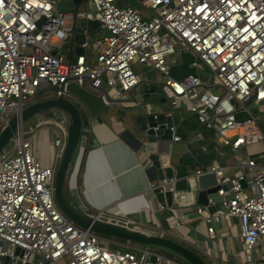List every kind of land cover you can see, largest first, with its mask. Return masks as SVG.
<instances>
[{"label":"built area","instance_id":"1","mask_svg":"<svg viewBox=\"0 0 264 264\" xmlns=\"http://www.w3.org/2000/svg\"><path fill=\"white\" fill-rule=\"evenodd\" d=\"M57 1L0 0V129L39 94H66L69 79L82 87L86 77L91 90L102 87L110 97L124 99L139 82L132 66L152 68L163 76L171 107L194 115L246 168L233 178L215 167L191 173L213 172L218 196L228 197L213 212L207 210L213 199L196 207L207 235L214 237V224L235 218L247 261L256 246L264 249V155L257 160L239 153L264 140L257 116L249 113L251 105L264 111V0H142L147 17L119 6L122 0H83L84 9L64 14ZM77 20L96 21L107 33L81 45L94 55L93 63L84 55L67 61L61 51L72 42ZM176 53L193 57L194 73L179 80L168 67ZM210 80L220 94L208 91ZM54 124L58 132L49 164L33 154V129L16 131L0 153V264H183L135 243L120 245L125 251L107 248L98 235L59 212L53 185L66 130ZM175 182L155 181L150 189L169 191L172 205L191 204L192 192L176 191Z\"/></svg>","mask_w":264,"mask_h":264},{"label":"crops","instance_id":"2","mask_svg":"<svg viewBox=\"0 0 264 264\" xmlns=\"http://www.w3.org/2000/svg\"><path fill=\"white\" fill-rule=\"evenodd\" d=\"M99 30L102 29L95 31ZM75 47L72 42L61 46L67 61H75ZM84 57L87 63L94 62V55L84 52ZM192 60L189 53H176L168 59L169 75L179 80L193 74ZM144 68L136 71L139 82L125 95V102L110 106L95 118L82 113V132L71 168L73 176L67 183L73 205L81 212L90 209L105 215L111 223L116 221L115 224L125 226L129 221L128 228L171 239L194 251L209 264H264V249L259 246L252 250L248 261L240 252L239 227L235 218L214 224V237L210 238L202 217L195 212L198 205L193 194V202L188 205L169 208L156 201L155 191L150 189L155 174L146 173L150 163L131 136L135 128L133 114L139 108L171 117L174 137L178 141L172 145L161 143L162 148L170 152L165 154V160L168 161L170 156L174 165H184L192 172L215 167L225 178H233L246 168L240 165L239 155L218 144L214 132L200 125L194 115L184 107L173 109L162 91L163 76L152 68ZM208 83V91L221 93L212 80ZM253 109L256 112L253 113ZM249 113L257 116V124L264 135V111L251 105ZM56 122L59 121H38L29 129H33L34 134L41 129L57 133ZM47 145L42 139L33 150L44 165L51 162L50 146L47 148ZM45 149L49 153H45ZM239 153L260 160L264 155V140L241 147Z\"/></svg>","mask_w":264,"mask_h":264},{"label":"water","instance_id":"3","mask_svg":"<svg viewBox=\"0 0 264 264\" xmlns=\"http://www.w3.org/2000/svg\"><path fill=\"white\" fill-rule=\"evenodd\" d=\"M82 1L58 0L57 10L63 14L74 12L80 7ZM89 29L98 30V22L86 21L85 26L74 24L72 43L76 46L77 56L84 55L85 51L81 45L89 38ZM83 79L87 85L90 84L86 77ZM87 85L80 87L73 82V79H69L66 94L60 93L58 96L51 94L45 99L37 100L21 108L0 129V153L11 142L16 131L23 129V123L27 120L32 118L43 122H53L56 117H61L66 130V139L54 174L53 185L54 203L59 212L75 226L89 230L98 236L162 248L174 253L187 264H207L197 253L171 239L102 220L100 214L91 215L77 211L71 205L66 197L65 185L68 183L73 156L78 148L82 132V113L85 112L95 118L107 111L110 106L125 102V99L110 97L102 87L91 90ZM60 92H62L61 89ZM133 115L135 128L131 131V136L138 142L139 149L147 156L150 165L146 168V173L154 172L153 181L174 178L176 191H191L195 196L196 204L201 207H206L208 199H213V206L208 207L207 210L213 212L219 209L222 200L226 201L228 197L218 196L217 191L220 187L215 186L216 178L213 172L191 176L192 171L186 166L174 165L170 156L168 161L164 159L165 154L170 152L163 149L161 143L168 142L170 145L174 143L171 117L151 114L142 108L137 109ZM226 188H230V184ZM154 197L159 204L172 207V194L169 191H156Z\"/></svg>","mask_w":264,"mask_h":264},{"label":"rangeland","instance_id":"4","mask_svg":"<svg viewBox=\"0 0 264 264\" xmlns=\"http://www.w3.org/2000/svg\"><path fill=\"white\" fill-rule=\"evenodd\" d=\"M124 1H128V0H124ZM130 4L131 5H133L134 7H135V9L136 10H139L142 14H144V15H146V16H144V17H147L148 15H147V13L145 12V10L143 9V8H141L140 7V4H139V2L137 1V0H129V2H128V5L130 6ZM125 5H127V4H123L122 6H125ZM85 6L86 5H84V4H81V6H80V8L79 9H84L85 8ZM120 6V5H119ZM144 12V13H143ZM76 24L77 25H80V26H85L86 25V21L85 20H77L76 21ZM88 33H89V38H88V41H91L92 39L94 40V39H97L98 37L100 38L102 35H106L107 33H106V31H104V30H99V31H93V30H88ZM60 50V49H59ZM85 52H86V54H91L90 53V50L89 49H86L85 50ZM132 69H133V71H135V74H136V71H141L142 69H145L142 65H139V64H137V63H135L133 66H132ZM141 73V72H140ZM137 74H138V72H137ZM142 74V73H141ZM51 94H53L54 95V93H49V92H45V93H41V94H39L38 96H36L34 99H32L31 100V102L30 103H32V102H35V101H37V100H41V99H45V98H47L48 96H50ZM29 103V104H30ZM254 112H256V111H254V109H253V113ZM55 120H57V121H59V122H56L57 124H58V126H61L62 128H64L65 129V126H64V123L62 122V119H61V117H56L55 118ZM61 120V121H60ZM37 122H38V120H36V119H29V120H27L26 122H24L23 123V129L24 130H28L29 128H33L36 124H37ZM0 124H1V120H0ZM57 137V133L56 132H54V133H49V131H48V129H45V130H43V129H41V130H38V132H36L35 134H33L32 135V137H31V140H30V143H31V149H32V151L33 150H36V145L38 144H40V140L42 141V139H43V142H45L46 144L48 143V145H47V148L52 144V140L54 139V138H56ZM8 146H9V144H8ZM7 146V147H8ZM50 149V153L48 152V150L47 149H45V153L47 152V153H49L50 155V157H51V155L53 154V150L51 149V147L49 148ZM57 164H58V162H56V165H55V167H57ZM71 168L73 169V167L71 166ZM81 169H82V166L80 165V168H79V173H80V171H81ZM71 171V170H70ZM70 175H69V178L71 179L72 178V176H73V170L69 173ZM65 193L67 194V198H69V196H70V189H69V186H67V184L65 185ZM80 196V195H79ZM68 200H70V198L68 199ZM71 201V200H70ZM69 201V202H70ZM74 203L71 201V205L74 207V209H76L77 211H80L79 209H77V207L75 206V205H73ZM87 213L88 214H91V215H95L96 214V212H94V211H92V210H90V209H88V211H87ZM100 219H102V220H106L107 219V217L105 216V215H101L100 216ZM114 223L116 222V221H113ZM98 238L102 241V242H104V244H102L103 246H105V247H107V248H111V249H121V248H118V247H120V245L121 246H126L127 244L124 242V241H122V240H118V239H114V238H105V237H102V236H98ZM152 250H155V251H157V252H159L158 250V247H153V246H149ZM159 253H161V252H159ZM162 254V253H161ZM179 262H182L183 264H187L186 262H184L183 260H180Z\"/></svg>","mask_w":264,"mask_h":264},{"label":"trees","instance_id":"5","mask_svg":"<svg viewBox=\"0 0 264 264\" xmlns=\"http://www.w3.org/2000/svg\"><path fill=\"white\" fill-rule=\"evenodd\" d=\"M128 2H129V0L128 1H124V0H122V1H119L118 2V5H120V6H122L123 4H127L128 5ZM129 6V5H128ZM130 6L131 7H133V8H135L133 5H131L130 4ZM78 149V148H77ZM76 154H77V150H76V152H75V154H74V156H73V160H72V164H73V162H74V160H75V157H76ZM66 197H68L67 196V194H66ZM69 199V198H68ZM70 201V200H69ZM70 203H71V201H70ZM118 248H121L120 250H122V251H125L126 249L124 248V247H118ZM159 250V252H161L163 255H165V256H168V257H172V258H175L176 260H178V261H180V260H182L180 257H178L177 255H175L174 253H172V252H170V251H167V250H165V249H162V248H158ZM202 258V257H201ZM207 264H209L208 262H207Z\"/></svg>","mask_w":264,"mask_h":264}]
</instances>
